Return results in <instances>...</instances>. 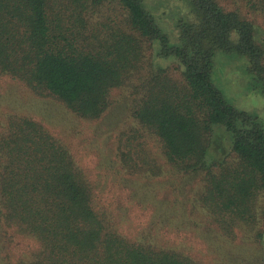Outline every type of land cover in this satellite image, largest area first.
Listing matches in <instances>:
<instances>
[{
    "label": "trees",
    "instance_id": "trees-1",
    "mask_svg": "<svg viewBox=\"0 0 264 264\" xmlns=\"http://www.w3.org/2000/svg\"><path fill=\"white\" fill-rule=\"evenodd\" d=\"M189 1L198 20L180 22V44L170 46L143 0H0V71L87 119L108 109L113 89L129 88L138 127L117 136L121 168L159 174L161 164L144 146L154 136L166 164L202 180L198 203L232 236L259 222L264 125L224 99L211 78L213 57L217 50L245 56L264 94V42L239 11L217 0ZM231 1L264 12V0ZM147 41L153 57L177 61L180 79L146 61ZM215 125L231 134L232 157L207 162ZM0 237L36 244L31 256H0V264H198L119 233L95 206L92 181L68 147L20 114L0 119Z\"/></svg>",
    "mask_w": 264,
    "mask_h": 264
},
{
    "label": "rangeland",
    "instance_id": "rangeland-1",
    "mask_svg": "<svg viewBox=\"0 0 264 264\" xmlns=\"http://www.w3.org/2000/svg\"><path fill=\"white\" fill-rule=\"evenodd\" d=\"M217 1L223 9L237 10L252 20L256 38L264 42V12H251L243 2ZM143 5L170 46L180 44V22L198 20L189 0H143ZM146 45V61L152 62L153 68H166L169 75L181 78L177 61L153 57L151 42ZM154 45L156 53L161 43L156 39ZM211 78L230 105L257 115L264 125V94L254 87L245 56L217 50ZM134 97L127 87L113 89L111 105L99 118H81L59 100L37 96L25 83L0 71L1 122L10 114L32 117L65 144L92 181L95 206L107 214L119 233L130 240L179 251L198 264H264V196L258 203L259 222L250 228H235L232 236H224L197 201L202 180L178 173L166 164L154 136H148L144 146L161 164L159 174L131 175L121 168L115 155L117 136L138 127L131 115ZM213 134L207 162L230 159L231 134L223 125L213 126ZM10 240L0 237V256H31L36 248L31 240ZM5 245L14 251L4 252Z\"/></svg>",
    "mask_w": 264,
    "mask_h": 264
}]
</instances>
